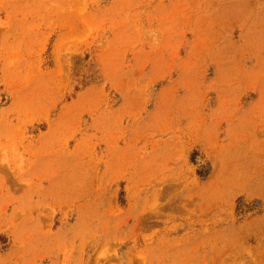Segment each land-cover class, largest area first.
I'll return each mask as SVG.
<instances>
[{
    "label": "rangeland",
    "instance_id": "1",
    "mask_svg": "<svg viewBox=\"0 0 264 264\" xmlns=\"http://www.w3.org/2000/svg\"><path fill=\"white\" fill-rule=\"evenodd\" d=\"M0 264H264V0H0Z\"/></svg>",
    "mask_w": 264,
    "mask_h": 264
}]
</instances>
